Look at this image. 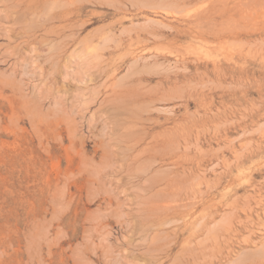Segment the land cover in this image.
<instances>
[{
	"label": "rangeland",
	"instance_id": "1",
	"mask_svg": "<svg viewBox=\"0 0 264 264\" xmlns=\"http://www.w3.org/2000/svg\"><path fill=\"white\" fill-rule=\"evenodd\" d=\"M0 264H264V0H0Z\"/></svg>",
	"mask_w": 264,
	"mask_h": 264
}]
</instances>
